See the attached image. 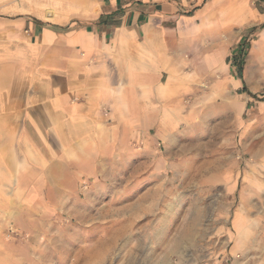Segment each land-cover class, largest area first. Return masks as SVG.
I'll list each match as a JSON object with an SVG mask.
<instances>
[{
	"label": "crops",
	"instance_id": "obj_1",
	"mask_svg": "<svg viewBox=\"0 0 264 264\" xmlns=\"http://www.w3.org/2000/svg\"><path fill=\"white\" fill-rule=\"evenodd\" d=\"M12 9L0 12V264L30 262L17 250L29 242L1 237L7 226H37L33 216L44 221L54 200L118 151L182 142L256 94L244 50L264 51V0H34Z\"/></svg>",
	"mask_w": 264,
	"mask_h": 264
},
{
	"label": "rangeland",
	"instance_id": "obj_2",
	"mask_svg": "<svg viewBox=\"0 0 264 264\" xmlns=\"http://www.w3.org/2000/svg\"><path fill=\"white\" fill-rule=\"evenodd\" d=\"M32 1L0 0V12ZM246 47L257 97L246 93L235 117L118 151L44 221L1 237L29 242L17 248L28 264H264V51Z\"/></svg>",
	"mask_w": 264,
	"mask_h": 264
},
{
	"label": "trees",
	"instance_id": "obj_3",
	"mask_svg": "<svg viewBox=\"0 0 264 264\" xmlns=\"http://www.w3.org/2000/svg\"><path fill=\"white\" fill-rule=\"evenodd\" d=\"M241 50H243V49H241ZM242 54V53H241ZM239 58H240V61H239V64H240V67H239V70H240V72H241V69H242V58H243V54L242 55H240L239 56ZM244 89L247 91V88H245L244 87ZM252 97H257V94H251V92H248Z\"/></svg>",
	"mask_w": 264,
	"mask_h": 264
}]
</instances>
